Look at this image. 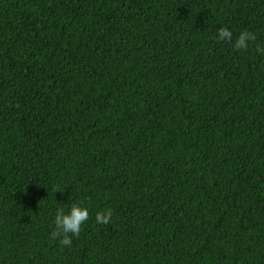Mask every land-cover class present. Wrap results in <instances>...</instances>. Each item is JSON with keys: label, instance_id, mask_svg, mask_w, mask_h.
I'll return each mask as SVG.
<instances>
[{"label": "trees", "instance_id": "obj_1", "mask_svg": "<svg viewBox=\"0 0 264 264\" xmlns=\"http://www.w3.org/2000/svg\"><path fill=\"white\" fill-rule=\"evenodd\" d=\"M0 264H264V0H0Z\"/></svg>", "mask_w": 264, "mask_h": 264}]
</instances>
